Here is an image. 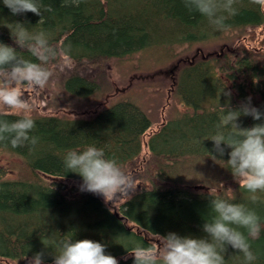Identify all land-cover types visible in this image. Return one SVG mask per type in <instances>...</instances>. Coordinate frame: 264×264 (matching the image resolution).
<instances>
[{"label":"trees","instance_id":"16d2710c","mask_svg":"<svg viewBox=\"0 0 264 264\" xmlns=\"http://www.w3.org/2000/svg\"><path fill=\"white\" fill-rule=\"evenodd\" d=\"M235 7L226 26L216 28L206 17L189 12L183 0H42L39 23L40 17L30 11L13 16L0 4V40L12 43L6 25L15 20L47 30L58 52L49 65L62 59L72 62L63 81L66 97L81 98L92 107L112 89L106 72L109 61L156 48L171 53L183 47L186 55L191 54L170 71L173 110L152 133H148L155 122L152 114L128 96L90 118L35 117V145L0 142V150L23 162L16 179L0 169V264H30L40 251L43 264H53L50 252L56 242L73 234L106 243V251L120 264H132L127 250L137 244L154 246L147 234L205 235L201 225L208 199L217 194L244 202L260 214L261 233L250 242L258 256L254 264H264V192L251 200L228 169L229 149L221 157L209 139L223 124L221 106L226 102L236 107L251 96L252 104L264 110V35L258 38L257 33L264 27V0H236ZM243 37L256 41L257 47H234ZM199 45H221V51L214 47L193 54ZM20 54L35 59L27 50ZM7 118L16 116L10 113ZM238 119L241 126L257 122L251 116ZM88 143L104 147L130 178L128 199L118 210L101 196L68 189L62 181L80 182L78 174L67 172L63 154ZM144 147L148 153L141 162ZM197 163L204 166L200 173ZM224 255L225 264H244L243 255L230 247Z\"/></svg>","mask_w":264,"mask_h":264},{"label":"clouds","instance_id":"9594fccd","mask_svg":"<svg viewBox=\"0 0 264 264\" xmlns=\"http://www.w3.org/2000/svg\"><path fill=\"white\" fill-rule=\"evenodd\" d=\"M235 2L183 0L189 12L206 17L216 28L226 26L227 15L236 14ZM0 4L6 6L13 16L30 11L40 17L37 23L42 19V0H0ZM29 25L26 21L15 20L6 25L12 43L0 40V142H7L12 147L37 143L38 138L32 134L36 126L32 105L23 85L33 91L46 88L52 78L49 63L58 55L50 43L49 32ZM21 49L27 50L35 59L21 55ZM225 95L230 96V91ZM251 100L248 96L236 107H232L230 101L221 106L223 124L217 126L209 139L213 141L215 153L221 157L225 149H229L228 159L224 160L228 169L251 194L249 198L256 200V194L264 192V110L253 105ZM10 113L16 118L8 119ZM242 115L251 116L257 122L241 126L238 118ZM208 153L217 159L212 151L208 150ZM63 164L67 172L80 177L79 191L102 196L105 201H108L109 193H118L130 183L122 164L106 155L104 147L95 143L68 148L63 154ZM201 229L205 235L177 231L157 233L155 246L137 244L127 252L132 255V264H225L224 253L229 247L243 255L244 264H254L258 259L250 238L259 237L262 218L246 203L212 195ZM106 248L107 244L102 241L77 238L73 234L62 236L50 255L53 264H120ZM29 261L30 264H43L44 252L34 253Z\"/></svg>","mask_w":264,"mask_h":264},{"label":"rangeland","instance_id":"374dc122","mask_svg":"<svg viewBox=\"0 0 264 264\" xmlns=\"http://www.w3.org/2000/svg\"><path fill=\"white\" fill-rule=\"evenodd\" d=\"M258 38L264 35V27L258 29ZM223 45V44H222ZM248 47L256 48L257 42L250 38L237 39L234 47ZM220 49L219 46H196L193 48V54L198 50L205 53L212 51L213 48ZM183 47H175L171 53H167L163 48L152 49L147 52L138 53L131 57L122 60H111L107 64V76L110 78L111 90L100 100L99 103L92 107L82 102L81 98H67L64 89V77L72 69V62L67 59H62L58 64H51L49 68L52 72V78L46 88L33 91L27 85H23L25 92L29 97L32 105L33 118L40 116H65L67 118H90L96 111L102 109L107 105H111L126 97L133 98L138 104L144 107L149 114H152L155 120L154 125L149 129L148 133H152L159 129L160 125L166 121L169 111L173 110L171 98L172 75L170 71L173 66L185 59L186 55L183 52ZM243 50L240 54H243ZM177 62V63H176ZM100 75V74H99ZM94 99V98H92ZM132 100V99H130ZM133 100V101H134ZM180 110L182 106H177ZM13 114V113H11ZM148 153L147 147H144L143 153L140 157L142 162L143 157ZM23 162L20 158L12 156L5 150H0V169L3 170L7 178L16 179L21 176V169ZM198 173H200L203 164L197 163L195 166ZM182 173V171H181ZM49 182L54 179L45 178ZM67 183L68 189H78L79 181L73 179L62 180ZM148 183L145 184V186ZM126 189V188H125ZM125 189L117 193H109L108 201L101 199L105 203H110L113 207L119 209L121 205L128 199L127 191ZM125 191V192H124ZM147 238L155 246L157 244V236L147 234ZM10 264H17L13 261H7Z\"/></svg>","mask_w":264,"mask_h":264},{"label":"bare ground","instance_id":"6f19581e","mask_svg":"<svg viewBox=\"0 0 264 264\" xmlns=\"http://www.w3.org/2000/svg\"><path fill=\"white\" fill-rule=\"evenodd\" d=\"M209 146H211V145H209ZM51 167H52V166H51ZM61 190H62V189H61ZM125 191H126V189H125ZM125 191H124V192H125ZM69 200H70V199H69ZM111 206H112V205H111ZM112 209H113V206H112ZM117 210H118V209H117ZM117 210H116V211H117Z\"/></svg>","mask_w":264,"mask_h":264}]
</instances>
